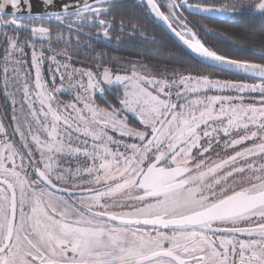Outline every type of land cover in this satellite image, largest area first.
Listing matches in <instances>:
<instances>
[{
    "label": "snow or ice",
    "instance_id": "6c2138e0",
    "mask_svg": "<svg viewBox=\"0 0 264 264\" xmlns=\"http://www.w3.org/2000/svg\"><path fill=\"white\" fill-rule=\"evenodd\" d=\"M137 6L187 59L80 61L124 42L118 0H0V264H264V39L184 15L264 0Z\"/></svg>",
    "mask_w": 264,
    "mask_h": 264
},
{
    "label": "trees",
    "instance_id": "16d2710c",
    "mask_svg": "<svg viewBox=\"0 0 264 264\" xmlns=\"http://www.w3.org/2000/svg\"><path fill=\"white\" fill-rule=\"evenodd\" d=\"M121 7L115 12L117 21L123 19L125 31L121 32L117 28L116 35L123 38V43L116 45L115 42L109 45L100 42L94 52L88 56H80L78 59L82 62L89 63V57H94L96 53L104 51L113 57H130L133 59H144L148 62L149 67L159 66L166 67L169 63H175L174 57L180 56L187 59V53L179 47L173 39L161 28L157 22L143 15L142 8L138 7L139 0H118ZM195 2V0H190ZM186 16L190 19V12L185 11ZM195 20L202 22L209 27H214L217 31L227 34L231 40L239 44H246L252 41L264 39V19L259 16H242L235 22L221 19H205L201 16H194ZM132 24H139L141 30L133 32L130 27ZM202 32V30H200ZM147 33L149 38H145L143 33ZM129 33H132L129 35ZM154 37V39H152ZM82 39H86L82 37ZM210 46L233 55H245L237 52L234 45L229 40L217 39L214 37H204ZM178 66V65H177ZM99 99V98H98Z\"/></svg>",
    "mask_w": 264,
    "mask_h": 264
},
{
    "label": "water",
    "instance_id": "95a60500",
    "mask_svg": "<svg viewBox=\"0 0 264 264\" xmlns=\"http://www.w3.org/2000/svg\"><path fill=\"white\" fill-rule=\"evenodd\" d=\"M35 2V6L37 9L40 8V0H34ZM195 14V13H192ZM196 15V14H195ZM198 16V15H197ZM157 23L161 26V28L171 37V39H173V41L179 46L181 47L183 50H185L186 52H188L186 46L183 45L182 41H179V39L177 37H175L170 30L162 23L157 21Z\"/></svg>",
    "mask_w": 264,
    "mask_h": 264
},
{
    "label": "flooded vegetation",
    "instance_id": "af4514ba",
    "mask_svg": "<svg viewBox=\"0 0 264 264\" xmlns=\"http://www.w3.org/2000/svg\"><path fill=\"white\" fill-rule=\"evenodd\" d=\"M184 15L186 16L187 14H186V12H184ZM190 15V19H192L193 21H195V18H194V16H197V15H195V14H192V13H190L189 14ZM67 96V95H66ZM69 97V96H68ZM65 99H69V98H66V97H64Z\"/></svg>",
    "mask_w": 264,
    "mask_h": 264
},
{
    "label": "rangeland",
    "instance_id": "374dc122",
    "mask_svg": "<svg viewBox=\"0 0 264 264\" xmlns=\"http://www.w3.org/2000/svg\"><path fill=\"white\" fill-rule=\"evenodd\" d=\"M64 97L69 98L70 96H69V97H68V96H64ZM64 99H65V98H64ZM69 99H70V98H69Z\"/></svg>",
    "mask_w": 264,
    "mask_h": 264
}]
</instances>
